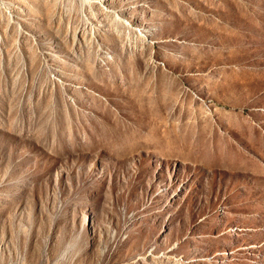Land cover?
I'll return each mask as SVG.
<instances>
[{
	"label": "rangeland",
	"instance_id": "obj_1",
	"mask_svg": "<svg viewBox=\"0 0 264 264\" xmlns=\"http://www.w3.org/2000/svg\"><path fill=\"white\" fill-rule=\"evenodd\" d=\"M0 264H264V0H0Z\"/></svg>",
	"mask_w": 264,
	"mask_h": 264
},
{
	"label": "bare ground",
	"instance_id": "obj_2",
	"mask_svg": "<svg viewBox=\"0 0 264 264\" xmlns=\"http://www.w3.org/2000/svg\"><path fill=\"white\" fill-rule=\"evenodd\" d=\"M125 14H130L129 12H127V13H125ZM118 15V16H117ZM116 16H117V18L118 19H120V20H122L123 22H124V24H126L127 26H129L130 27V25H133V23L131 22V21H128V20H124V19H122V17L119 15V14H117Z\"/></svg>",
	"mask_w": 264,
	"mask_h": 264
}]
</instances>
